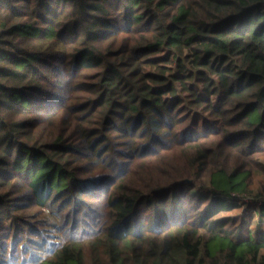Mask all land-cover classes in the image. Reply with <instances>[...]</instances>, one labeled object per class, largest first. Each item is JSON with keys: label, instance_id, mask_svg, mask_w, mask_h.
<instances>
[{"label": "trees", "instance_id": "16d2710c", "mask_svg": "<svg viewBox=\"0 0 264 264\" xmlns=\"http://www.w3.org/2000/svg\"><path fill=\"white\" fill-rule=\"evenodd\" d=\"M259 176L264 0H0V228L61 221L25 264H264Z\"/></svg>", "mask_w": 264, "mask_h": 264}, {"label": "rangeland", "instance_id": "374dc122", "mask_svg": "<svg viewBox=\"0 0 264 264\" xmlns=\"http://www.w3.org/2000/svg\"><path fill=\"white\" fill-rule=\"evenodd\" d=\"M261 182L264 177L259 176ZM244 199L246 198L245 195ZM18 223L6 224L0 228V246L5 264H25L51 254L62 242L61 221L59 216L49 207L30 204L18 212ZM257 220L254 217L253 224ZM86 259L90 261L92 252L84 249ZM102 262L108 258L99 252Z\"/></svg>", "mask_w": 264, "mask_h": 264}]
</instances>
